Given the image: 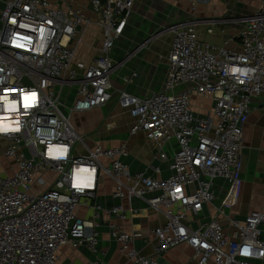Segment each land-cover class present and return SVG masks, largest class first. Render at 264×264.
Listing matches in <instances>:
<instances>
[{
	"label": "built area",
	"instance_id": "1",
	"mask_svg": "<svg viewBox=\"0 0 264 264\" xmlns=\"http://www.w3.org/2000/svg\"><path fill=\"white\" fill-rule=\"evenodd\" d=\"M185 1L196 9L210 0ZM134 2L85 0L82 7H75L62 0L4 1L0 98L6 100L0 99V129L7 125L8 130H0V159L9 164L0 170V264H57L60 248L66 244L86 246L96 253L99 234L94 220L77 216L76 209L80 202L87 205L94 198L101 175L115 180L117 196H138L164 215V223L153 232L155 255L188 244L198 264H264V208L242 219L226 215V225L198 217L204 205L216 199L217 178L232 187L242 178L245 124L252 98L264 93V0L243 18L237 48L213 46L200 36L192 20L165 28L173 39L164 88L145 97L124 89L118 92L117 104L133 118L131 133L144 132L162 160H168L164 145L177 141L172 174L166 179L144 172L131 174L121 159L129 151L125 142L90 147L71 121L73 112L112 100L111 75L117 63L109 53ZM85 6L99 15L103 35L100 54L90 62L78 59L72 46L88 22ZM180 85L187 89L175 93ZM193 94L213 98L214 106L206 116L192 109ZM50 146L68 151L63 157H51ZM82 168L92 172L91 187L77 189L76 172ZM148 192L157 194L146 198ZM112 210L124 217L123 206ZM97 216L96 211L93 217ZM139 235L113 231L127 251L128 263L157 264L155 255L130 248Z\"/></svg>",
	"mask_w": 264,
	"mask_h": 264
},
{
	"label": "crops",
	"instance_id": "2",
	"mask_svg": "<svg viewBox=\"0 0 264 264\" xmlns=\"http://www.w3.org/2000/svg\"><path fill=\"white\" fill-rule=\"evenodd\" d=\"M84 1L62 0L75 7H82ZM176 1L135 0L124 30L109 53L117 63L111 75L112 100L102 107L71 114L75 129L85 137L90 147L96 143L115 147L125 142L129 151L121 159L128 164L131 174L144 172L153 178H168L172 174V157L179 149L177 141L171 140L163 147L168 160H162L159 149L144 132L131 133L133 118L117 104L120 90L145 97L164 88L173 33L163 29L189 19L195 23L200 36L213 46L237 48L243 18L254 13L260 5V0H210L209 4L199 7L193 18L186 16L182 4ZM84 16L88 22L80 28L72 46L78 59L90 62L100 54L103 35L98 24L99 15L91 7L85 6ZM208 29L212 32L208 33ZM186 89V85H180L174 91L181 93ZM191 105L196 115L204 117L212 110L214 100L211 96L193 94ZM251 107L245 124L242 178L235 187L221 178L214 181L216 199L213 204L204 205L198 216L202 220L215 218L226 225V215L242 219L250 211L264 208V93L252 98ZM154 168H159L160 172ZM5 169V163H0V170ZM115 189V180L101 175L94 198L87 205L80 202L76 209L77 216L94 220L99 234L97 252H91L86 246L73 248L66 244L60 248L57 264H130L127 251L122 250L113 236L115 229L137 232L140 235L136 236L130 248L145 256L155 255L157 241L153 232L164 223V215L151 209L146 200L138 196H117ZM156 194L148 192L145 197ZM115 206H123V218L113 212ZM96 211L98 216L93 217ZM192 256L193 249L188 244H180L155 255V258L157 264H198ZM208 264L215 263L211 261Z\"/></svg>",
	"mask_w": 264,
	"mask_h": 264
},
{
	"label": "clouds",
	"instance_id": "3",
	"mask_svg": "<svg viewBox=\"0 0 264 264\" xmlns=\"http://www.w3.org/2000/svg\"><path fill=\"white\" fill-rule=\"evenodd\" d=\"M233 71H240V70L239 69H233ZM81 107H86V105H81ZM0 130L7 131L8 126L5 125L3 127V129H0ZM15 130L18 131L19 129L17 128ZM67 151H68L67 147H52V146H50L48 149V155L51 157H63V156H65ZM82 173H87L88 175L86 177H82ZM91 178H92V172H89L88 169L82 168V169L77 170L74 187H76L77 189H80L82 187H91ZM85 180L87 181V183H85ZM245 249H247V248H245ZM244 253L249 254L248 249H247V251H244Z\"/></svg>",
	"mask_w": 264,
	"mask_h": 264
},
{
	"label": "rangeland",
	"instance_id": "4",
	"mask_svg": "<svg viewBox=\"0 0 264 264\" xmlns=\"http://www.w3.org/2000/svg\"><path fill=\"white\" fill-rule=\"evenodd\" d=\"M4 1L5 0H0V16H1V13H2V10H3V7H4ZM85 2V1H84ZM177 3H180L179 5H181L183 8H184V10L187 12V14H186V16L188 15V16H191V17H193L194 18V14L195 13H197V11L199 10V7L202 5V4H205V3H208L209 4V2H203V3H200L197 7H196V9H193L192 8V6H190L187 2H185V1H183V0H178V1H176ZM76 7H78V6H76ZM89 7V6H88ZM90 8V7H89ZM198 16V15H197ZM189 20V19H188ZM165 29V28H164ZM163 29V30H164ZM72 100V99H71ZM64 112H66L67 113V110L66 109H64ZM81 135V134H80ZM83 136V135H82ZM0 163H5V165H8L9 164V162L8 161H5V160H3V159H0ZM35 187H37V186H35Z\"/></svg>",
	"mask_w": 264,
	"mask_h": 264
},
{
	"label": "snow or ice",
	"instance_id": "5",
	"mask_svg": "<svg viewBox=\"0 0 264 264\" xmlns=\"http://www.w3.org/2000/svg\"><path fill=\"white\" fill-rule=\"evenodd\" d=\"M13 23H15V21H13ZM21 27H24L23 25H21ZM42 31V30H41ZM34 95V94H33ZM0 99H5L6 100V97H3V98H0ZM25 107H28L29 105H28V103H27V97L25 98ZM12 107H14V105H12ZM244 251H247V249H244Z\"/></svg>",
	"mask_w": 264,
	"mask_h": 264
}]
</instances>
